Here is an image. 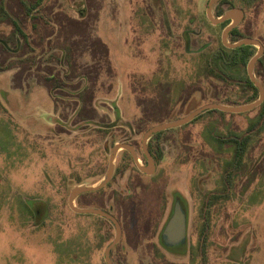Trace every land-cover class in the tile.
I'll return each mask as SVG.
<instances>
[{"label": "rangeland", "instance_id": "obj_1", "mask_svg": "<svg viewBox=\"0 0 264 264\" xmlns=\"http://www.w3.org/2000/svg\"><path fill=\"white\" fill-rule=\"evenodd\" d=\"M209 1L0 0V63L7 59L3 47L14 23L34 48L15 42L21 52L13 54L12 69L0 73V264H105L104 250L115 231L99 217L72 212L71 190L103 178L115 144L140 150L152 127L222 104L227 96L237 99L239 88H228L205 70V58L221 46L224 30L207 20ZM242 6L240 33L264 45V0L250 9ZM50 49L61 62L43 61L41 53ZM25 54L27 62L43 59L24 74L15 66ZM41 75L66 77L63 93L53 92L56 101ZM255 77L262 83L264 63ZM83 103L92 104L89 117L78 107ZM261 114V108L234 117L206 112L161 133L164 156L149 178L157 186L153 196L148 192L135 201L136 216L157 218L158 207L163 209L161 233L173 213L172 195L183 194L186 245L168 250L156 237L150 254L146 240L135 246L123 242L116 254L121 264H264ZM255 122L245 163L227 188L223 171L235 148L219 146L214 137H243ZM124 157L120 151L116 167ZM129 175L118 177L103 195L78 198L76 206L100 205L104 197L109 210L114 190L129 191Z\"/></svg>", "mask_w": 264, "mask_h": 264}, {"label": "trees", "instance_id": "obj_2", "mask_svg": "<svg viewBox=\"0 0 264 264\" xmlns=\"http://www.w3.org/2000/svg\"><path fill=\"white\" fill-rule=\"evenodd\" d=\"M259 1L260 0H222L218 4L217 8L215 9L214 15L216 17H220L224 13H226L227 11H229L233 8L242 7L241 9H243L242 5H244V4L246 5V7L248 9H250V7L252 5H255ZM242 3H244V4H242ZM226 5L228 6V9L224 8V6H226ZM237 5L239 7H237ZM29 10H30V8L28 9V11ZM226 25H224V26H226ZM27 37H29V36H27V35H25V33H23V31L21 30L19 25L14 23V30L12 32L11 38L7 42L8 44L5 47H3L4 57L7 56V59L5 60L4 64L0 63V73L6 72V71L12 69L10 61L14 60V58H13L14 53L16 54L19 51L21 52V49H23L24 46H26L27 49H29V50L34 49L31 46V42L29 41V38H27ZM245 38H247V37L240 33V30L238 27L237 29H235L231 33L230 42H233V43L238 42V41L245 39ZM15 42L22 43L21 49L19 46L14 47ZM52 51L53 50L50 49L49 51L41 53L42 55L44 54L43 58L46 57L45 59L42 58V55H40L41 58H40V56H34L29 62H27V60H28L27 55L28 54H25V59L20 60V62L15 66V68H18V70L21 69V71L23 70L24 72H21V73L25 74V73H29V70H31L33 68V66L36 65L37 62L40 61V63H42V59H43V61H45V60L46 61L56 60V62H61L60 58L55 53H52ZM256 52H257L256 48H254V47H241V48L236 49V50H228L221 45L219 48L214 49L211 52V56H209L208 58H205L207 60V63H208V64H206V67H205L206 73L208 72L214 79H217V80L224 82V84H226V86L228 88L232 87L233 90H237L239 88V90H240L239 91L240 94L238 95L236 100L231 99L229 96H227L224 100H222V102H221L222 104L238 106V105H244V104H249V103L255 102L258 99L259 92L255 88V86L252 84V82L250 81V79L247 75V70H246L248 62L256 54ZM25 61L27 62V64L24 63ZM28 63H31V64L28 65ZM263 63H264V56L262 57V59L259 60V62L256 65V68H257L258 64H260V66H261V65H263ZM50 69L55 70L54 68H50ZM41 76H42L41 80L47 86L49 91H51L50 95L52 97V100L56 101V98L53 95L54 94L53 92L58 91L61 94L63 93L62 89L67 88V85H65V83H66L65 81L67 80L66 77L62 78L60 76L61 77L60 78L57 76H54V77H51V76L46 77L44 75H41ZM262 84L264 86V80H262ZM241 95H242V97L239 98V96H241ZM83 107H82L83 108L82 112L85 113V117H89V113H88L89 110H93L92 104L90 106L88 105L86 107L85 103H84ZM259 108L262 109V114L260 116L259 121L261 120V122L262 121L264 122V103ZM80 110H78V111H80ZM209 112L218 113L223 117H225V116L234 117L235 116V115H231V114L221 113L218 111H209ZM201 116H199V117H201ZM198 118H196V119H198ZM256 126H257V122L250 125L247 128L246 134L243 137L235 135V134L229 135L227 137H220V136L214 137L215 142H217L219 144V146H221L222 144H230V145L232 144V145H234V148H235L232 162H230L229 167L223 171V173H224L223 176L226 179L227 188L232 187L233 175L235 174V172L241 171V168L245 163V156H246L248 146H249L250 141H251V134L254 131V129L256 128ZM145 133H146V131H145ZM215 136H217V135H215ZM160 138H161V133L157 134L149 142V146H148L149 152L151 153V155L153 156V158L156 161L161 160L164 156L162 148L159 144ZM124 154H125V157H124L123 161L116 167V172H115L113 181L111 183V186L118 179V177H123L125 172H127V171L134 173V177H132L134 179V182L132 184L137 188V190L134 189V193H136L137 196H140V192H141L140 189L142 187L148 186L149 188L150 187L153 188V187L157 186L156 182L150 180L148 177L144 176L143 174H141L140 172H138L135 169L134 164H133V160L127 152L124 151ZM127 160L129 162H126ZM153 190H155V189L148 190V192H151L152 196L154 195ZM100 193L103 195L104 194L103 190L100 192L91 193L89 196H92L94 194H100ZM137 196H135V197H137ZM218 198H220V197L217 196L216 198H212V199L215 200ZM111 200H112L111 207L113 208L112 212L108 209H105L102 206V204H100V205L89 204V206L93 207V208L102 209V210L112 214L113 216H115L119 220H123V219L125 220L126 218H128L130 216L136 217L135 214L130 215L127 207L125 206V205H127V203L129 205L132 204V201H130L129 197L127 199L122 198L121 194L114 190L111 193ZM209 201H211V200H209ZM209 201H207V202L209 203ZM208 203L206 204V206L208 205ZM136 209H138V206L136 207ZM148 210L149 209H147L146 212H148ZM159 211L160 210L158 207V212L156 214L157 218L160 217ZM31 214H32V212H31ZM104 222L109 224L114 230V227L112 226V224L110 222H108L106 220ZM120 222L123 224V227L125 229V234H124V237L122 239V243L123 242L129 243V240H130L129 238H131L130 245L135 246L138 242L136 235L140 231V229H137L134 227V225L137 221H120ZM158 226H159V221H155L154 228H158ZM206 232H207V229H203V231H202L203 236L206 235ZM113 239H114V236H113ZM112 240L110 241V243L112 242ZM110 243H108V245ZM120 246H121V244L112 251L111 256H112V260L114 261L115 264H121L120 261L117 260V258H116V254H118V250L120 249ZM201 247L204 248L205 246L203 245ZM201 247H200V249H201ZM147 248H148V250L151 249L149 243L147 245ZM119 252L122 253L121 250ZM203 253L205 254V252H203ZM119 257H121V254Z\"/></svg>", "mask_w": 264, "mask_h": 264}, {"label": "water", "instance_id": "obj_3", "mask_svg": "<svg viewBox=\"0 0 264 264\" xmlns=\"http://www.w3.org/2000/svg\"><path fill=\"white\" fill-rule=\"evenodd\" d=\"M222 0H210L206 8V17L212 26H220L230 22L221 34L222 46L228 50H236L241 47H254L257 49L256 54L250 59L247 64V75L259 92V97L255 102L244 105H225V104H208L205 105L186 117L161 124L149 129L142 138L141 148L147 161L146 165L140 163V159L135 148L128 143H117L109 156L108 167L103 178L95 185H78L75 186L68 196V206L72 212L79 215H92L104 219L112 224L115 235L112 242L104 250L105 264H114L111 259L113 249L119 244L122 238V227L117 219L108 212L97 208H79L76 206V200L84 195L98 192L104 189L113 179L116 170V160L120 151L128 152L135 164V167L142 174L151 176L156 171V163L148 150L149 142L159 133L170 129L182 127L202 114L209 111H218L225 114L240 115L251 112L259 108L264 103V86L255 77V68L260 59L264 56V45L261 41L254 38H245L238 42H230V34L239 27L245 20V12L241 8H233L220 17L214 15V11ZM187 241V214L183 206L177 202L174 206L173 213L162 233V242L164 247L173 249L180 246H185Z\"/></svg>", "mask_w": 264, "mask_h": 264}, {"label": "flooded vegetation", "instance_id": "obj_4", "mask_svg": "<svg viewBox=\"0 0 264 264\" xmlns=\"http://www.w3.org/2000/svg\"><path fill=\"white\" fill-rule=\"evenodd\" d=\"M208 20V19H207ZM230 22H227V23H225V24H223V25H228ZM226 25V26H227ZM226 26H224V28L226 27ZM238 28V27H237ZM236 28V29H237ZM162 36H163V39H164V35L163 34H161ZM230 36H231V34H230ZM166 37L168 38V37H170V34H169V32L168 31H166ZM183 40H184V44H185V47H187V46H189V44H190V42H189V39H188V37L186 36V35H184L183 37ZM229 40H230V38H229ZM171 44H173V42H171ZM221 45H222V42H221ZM83 105H84V103L81 105V107H80V105H78V107L81 109L82 107H83ZM78 111V109L76 110V111H74V112H77ZM76 118V117H75ZM100 128V127H99ZM126 143V142H125ZM142 143V142H141ZM128 144H130V143H128ZM130 145H132L134 148H135V150H136V152H137V154H138V157H139V159H140V161H142L143 162V165H146V163H147V161H146V159H145V156H144V154H143V152H142V148H140V150L134 145V144H130ZM148 146H149V144H148ZM140 151V154H139V151ZM148 150H149V148H148ZM128 153V152H127ZM129 154V153H128ZM151 154V153H150ZM130 155V154H129ZM152 156V155H151ZM130 157H131V155H130ZM153 157V156H152ZM132 158V157H131ZM154 159V158H153ZM133 160V159H132ZM154 161H155V163H156V160L154 159ZM133 164H134V162H133ZM134 166H135V164H134ZM137 169V168H136ZM138 171V170H137ZM156 171H157V164H156ZM155 171V172H156ZM115 172H116V170H115ZM130 172V171H129ZM139 172V171H138ZM141 173V172H140ZM125 174H126V172H125ZM125 174H124V176H125ZM142 174V173H141ZM155 174V173H154ZM153 174V175H154ZM115 175V174H114ZM144 176H146V177H148V178H151L153 175H151V176H148V175H145V174H143ZM114 178V177H113ZM112 181H113V179L111 180V182L104 188V189H106V188H110V187H112L111 186V183H112ZM126 181L127 182H129V191H127V193H121L120 191H118V193H120L121 194V197L122 198H130V201H132V204L131 205H129L128 203H127V205H125L126 207H127V209H128V211H129V214L130 215H138V211H135L136 210V207H137V205H135V201H137L138 200V198L140 197V196H142L143 194H147L148 193V190H150V188L148 187V186H146V187H142L140 190H141V192H140V196H137V194L136 193H134V189L135 190H137V188L132 184L133 182H134V179H132L131 178V172H130V175H129V177L126 179ZM133 185V186H132ZM104 189H102V190H104ZM102 190H100V191H102ZM100 191H98V192H100ZM96 193V192H95ZM91 194V193H90ZM90 194H84V195H82V196H80L79 198H86V199H88L89 200V198H91L89 195ZM135 196H137V197H135ZM110 197H111V195H110ZM103 199H102V202H103V200H104V202H103V204H102V206L105 208V209H107L106 208V201H105V198L104 197H102ZM157 199H158V203L161 205L162 203H163V200H164V193H162L161 192V194H159L158 193V197H157ZM177 202H179L182 206H183V208L184 209H186V198H185V196L183 195V194H181V193H179V194H177V195H172V208H174V206H175V204L177 203ZM111 203H112V200H111ZM89 208H93V207H89ZM98 209V208H97ZM102 210V209H101ZM111 212H112V210H113V208L111 207L110 209H109ZM159 212H160V217L159 218H145V217H138V216H136V217H132V216H130V217H128V218H126L125 220L123 219V220H119V219H117L115 216V218L117 219V221H119V223H120V225H121V227H122V238H121V241L119 242V244L116 246V248L122 243V239H123V237H124V234H125V229H124V227H123V224L120 222V221H137L136 223H135V225H134V227L135 228H137V229H140V231L138 232V234L136 235L137 237V239H138V241H140V240H146L147 241V243H149L150 244V247H151V249L149 250V253L151 254L152 253V251L155 249L154 247H155V245L153 246V243H152V241H153V239L154 238H158V240L160 241V243H161V245H162V247H164V245H163V242H162V233H163V231H161V233H158V228H154V223H155V221H160L161 220V216H162V212H163V209H161V208H159ZM110 214V213H109ZM112 215V214H111ZM113 216V215H112ZM104 220V219H103ZM169 221V220H168ZM158 233V234H157ZM130 240H131V238H129ZM130 240H129V243H127L128 245H130ZM164 248H166V247H164ZM166 249H168V250H175V248H171V249H169V248H166ZM114 250V249H113ZM122 251V250H121ZM111 255H112V253H111ZM111 259H112V256H111ZM113 261V260H112ZM113 263H114V261H113ZM115 264V263H114Z\"/></svg>", "mask_w": 264, "mask_h": 264}]
</instances>
